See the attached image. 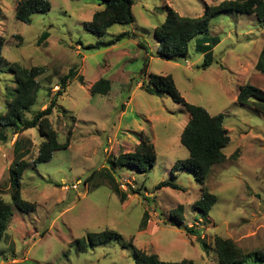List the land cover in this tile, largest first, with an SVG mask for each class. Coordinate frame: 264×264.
Instances as JSON below:
<instances>
[{
	"label": "rangeland",
	"instance_id": "obj_1",
	"mask_svg": "<svg viewBox=\"0 0 264 264\" xmlns=\"http://www.w3.org/2000/svg\"><path fill=\"white\" fill-rule=\"evenodd\" d=\"M18 1L0 0V35L5 38L0 113L15 92L9 63L43 66L36 99L23 120L54 98L48 118L58 141H68V146L47 161L31 164L43 140L38 127L21 130V122L3 129L0 198L10 201L9 169L23 152L29 165L21 174L20 194L35 208L23 212L13 207L0 239V264H136L132 247L163 261L215 264L218 236L248 253L242 264H264L251 253L264 248V115L236 100L239 87L247 83L264 91V73L255 67L264 46V22L253 13L212 18L206 36H215L217 43L209 64L202 67L204 53L194 50L193 41L185 55L161 58L153 29L163 22L166 7L194 18L205 5L222 0H133L134 21L113 24L101 37L83 27L102 9L97 0H48L50 9L33 14L30 23L15 19ZM45 30L49 36L38 44ZM124 31L133 35L108 47L83 48ZM70 68L83 80H68L57 95L60 78ZM150 74H170L186 102L224 115L230 141L223 148L225 159L206 176L205 187L216 202L205 216L194 206L201 188L193 174L186 169L171 173L172 165L188 155L179 138L189 114L167 93L154 95L140 88ZM100 78L110 81L109 91L91 95V85ZM141 137L156 152L148 173L108 164L119 153L132 151ZM106 170L110 178L103 176ZM93 171L94 178L85 183ZM165 180L183 190L154 188ZM114 185L127 191L124 201ZM174 219L181 220L180 226L172 224ZM185 226L199 235L188 233ZM105 229L117 235L85 251L76 244L87 233Z\"/></svg>",
	"mask_w": 264,
	"mask_h": 264
},
{
	"label": "trees",
	"instance_id": "obj_2",
	"mask_svg": "<svg viewBox=\"0 0 264 264\" xmlns=\"http://www.w3.org/2000/svg\"><path fill=\"white\" fill-rule=\"evenodd\" d=\"M102 9L96 10L91 19L83 22V27L96 34L98 37L104 36L107 29L113 24H130L134 21L132 13L133 0H97ZM50 9L48 0H19L14 9L16 20L30 23L31 17L35 13H44ZM228 12L253 13L260 22H264V0H222L217 4L205 5L203 13L198 17H187L179 15L171 7L165 8V18L163 22L155 26L153 34L159 46V56L163 59H171L175 56H183L188 52L193 41L194 50L204 53V60L201 64L205 67L209 64L211 49L216 45V37L206 36L211 19ZM128 31L121 32L109 40H96L94 44L83 46L84 49H99L115 44L125 37H130ZM49 36L47 30L38 37V44L45 41ZM5 44V38L0 35V54ZM78 44L81 43L78 41ZM256 69L264 73V46L261 49ZM9 69L15 81L14 97L5 113H0V139L5 140L3 129L6 126H13L22 122L21 130L38 127L39 134L43 140L39 144L36 157L31 164H37L51 159L54 151L66 148L68 141L60 143L58 134L53 129L48 116L51 114L55 99L42 110L32 115L31 119L23 120L26 111L32 107L36 99L39 88L37 77L45 72L43 66L23 67L16 62L9 63ZM77 78L82 82V75L76 73L74 68H70L68 73L60 78L57 95L61 94L67 85V81ZM149 94L160 95L167 93L171 99L183 105L189 114V119L180 133L179 141L187 149L188 155L183 159H178L171 167L174 175L180 169L190 171L200 184L201 196L194 206L202 216H205L211 206L216 202L215 195L208 192L205 187V179L210 168L223 161L225 154L223 148L230 141L227 129L224 127V115L218 113L211 115L201 106L188 103L178 91L174 79L170 74L157 75L150 74L148 82H143L140 86ZM110 89V81L100 78L90 87L91 95H105ZM236 100L241 104H251L264 115V91L252 84H244L239 87ZM25 155L23 152L21 153ZM21 155V156H22ZM22 156V157H23ZM19 160L11 164L9 169V180L11 196L10 201L0 198V239L5 235L8 223L13 215V207L23 212L34 210V203L22 199L20 194V178L22 172L29 165V162ZM156 161V152L152 142L146 137H141L132 151L119 153L116 157L108 160V164L114 168L118 166H129L135 168L142 174L148 173ZM97 172V171H96ZM89 174L84 182L94 178L96 173ZM103 176L111 177V172L104 171ZM170 187L176 190H183L178 184L172 181H160L154 188ZM120 194L121 200L127 198V191L120 189L119 185L113 187ZM138 193V191H133ZM181 220L174 219L172 224L180 226ZM185 231L193 235H199V231L192 227H184ZM116 232L112 230H102L87 233L84 237L78 238L76 244L80 249L86 250L93 245L103 243L114 236ZM204 244L203 242H201ZM204 246V245H203ZM214 250L216 254L215 264H242L246 261L248 253L243 252L230 239L216 237L214 240ZM132 252L136 264H192V261L182 259L180 261H163L156 254H147L144 251L132 247ZM256 259L264 261V248L251 251Z\"/></svg>",
	"mask_w": 264,
	"mask_h": 264
},
{
	"label": "crops",
	"instance_id": "obj_3",
	"mask_svg": "<svg viewBox=\"0 0 264 264\" xmlns=\"http://www.w3.org/2000/svg\"><path fill=\"white\" fill-rule=\"evenodd\" d=\"M188 119H189V117H188Z\"/></svg>",
	"mask_w": 264,
	"mask_h": 264
},
{
	"label": "built area",
	"instance_id": "obj_4",
	"mask_svg": "<svg viewBox=\"0 0 264 264\" xmlns=\"http://www.w3.org/2000/svg\"><path fill=\"white\" fill-rule=\"evenodd\" d=\"M75 187V186H74Z\"/></svg>",
	"mask_w": 264,
	"mask_h": 264
}]
</instances>
